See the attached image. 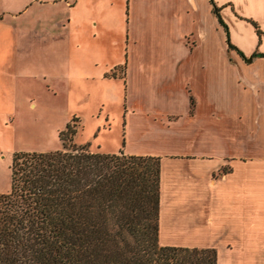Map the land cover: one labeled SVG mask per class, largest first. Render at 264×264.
<instances>
[{
  "label": "crops",
  "instance_id": "0c3cea01",
  "mask_svg": "<svg viewBox=\"0 0 264 264\" xmlns=\"http://www.w3.org/2000/svg\"><path fill=\"white\" fill-rule=\"evenodd\" d=\"M76 1L34 0L39 7L60 2L70 9ZM213 2L229 42L244 57L227 49L209 0H124L117 24L111 11L89 18L93 38L103 32L110 37L99 79L110 83L106 89L114 81L121 89L117 97L108 94V103L117 102L118 110L104 109L102 124L109 130L113 115L118 117L116 151L159 157L160 244L213 247L216 264L230 259L229 264H256L264 261V91L257 86L264 78V56L245 57L254 47L252 21L264 31V0ZM22 11L28 9L10 15L17 19ZM32 15L26 14L28 33L44 30V22L34 24ZM13 29L0 22V39ZM96 39L91 44L103 45ZM82 47L81 39H74V62ZM258 49L264 52L262 44ZM210 124L218 129L211 131ZM248 126L262 134L244 139L249 151L240 153L235 144L253 135ZM213 238L223 240L220 248L205 241Z\"/></svg>",
  "mask_w": 264,
  "mask_h": 264
},
{
  "label": "trees",
  "instance_id": "16d2710c",
  "mask_svg": "<svg viewBox=\"0 0 264 264\" xmlns=\"http://www.w3.org/2000/svg\"><path fill=\"white\" fill-rule=\"evenodd\" d=\"M209 2L227 49L244 57ZM66 132H74L68 121L57 133L60 148L11 153L9 188L0 192V264H216L213 247L158 242L157 155L90 150L66 141Z\"/></svg>",
  "mask_w": 264,
  "mask_h": 264
},
{
  "label": "rangeland",
  "instance_id": "374dc122",
  "mask_svg": "<svg viewBox=\"0 0 264 264\" xmlns=\"http://www.w3.org/2000/svg\"><path fill=\"white\" fill-rule=\"evenodd\" d=\"M46 4L39 7L34 0H0L1 24L12 25V29H16L0 39L1 192L9 188L8 164L12 150L60 148L61 140L57 133L64 127L66 121L74 128L72 134L65 133L66 141H69L70 136V141L75 144L86 142L90 150L108 149L110 152H116V148L121 146L118 117L113 115L114 120L109 130L102 124L104 109L113 112L112 114L114 112L117 114L118 110L117 102L108 103V94L110 97L111 94L117 97L121 90L117 81L106 89V85L110 83L99 79V70L103 66L102 59L109 56L110 37L107 32H103L102 37L93 38L87 22L91 17L96 18L99 12L106 15L111 11L109 15L116 23L117 14L121 16L124 11V0H77L71 9L62 6L60 2L55 6ZM113 4L117 7L116 10ZM26 8L28 11L19 12L17 19L11 17V11L16 12ZM31 12H33L31 18L33 23L44 22V30L28 33L25 19L26 14ZM67 17L68 21H66ZM48 20H50V32L45 30ZM255 24L259 32L254 28V47L245 57L246 59L253 52L264 53L258 49L260 44L264 48V31L257 23ZM80 26L82 29L75 33ZM114 35L117 37L116 33ZM28 38L30 41H27ZM74 39H81L83 42V47L77 51L79 52L77 62H74V52L70 49ZM95 39L103 42V45L99 47L97 44L96 47L91 44ZM257 86L264 91V78L259 79ZM30 100L34 105H28ZM10 101L12 107L7 105ZM100 102H103V106ZM208 128L211 131L218 129L211 124ZM247 129L253 135L237 138L235 145L240 153L249 151L245 141L243 142L244 139L253 140L254 135L262 134L259 128L248 126ZM219 137L222 138V135ZM258 140H261L260 136ZM258 145V150L262 151L261 144ZM212 146L223 147L221 143H213ZM205 241L215 242L219 248L223 242L220 238ZM229 255L228 258H231L232 253ZM260 263L264 264V261L258 260L256 264Z\"/></svg>",
  "mask_w": 264,
  "mask_h": 264
},
{
  "label": "water",
  "instance_id": "95a60500",
  "mask_svg": "<svg viewBox=\"0 0 264 264\" xmlns=\"http://www.w3.org/2000/svg\"><path fill=\"white\" fill-rule=\"evenodd\" d=\"M250 58V56L249 57H247V59L246 60H248Z\"/></svg>",
  "mask_w": 264,
  "mask_h": 264
}]
</instances>
